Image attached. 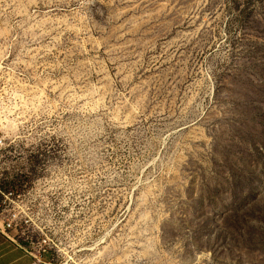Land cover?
<instances>
[{"label":"rangeland","instance_id":"obj_1","mask_svg":"<svg viewBox=\"0 0 264 264\" xmlns=\"http://www.w3.org/2000/svg\"><path fill=\"white\" fill-rule=\"evenodd\" d=\"M0 133L7 264H264V0H0Z\"/></svg>","mask_w":264,"mask_h":264},{"label":"crops","instance_id":"obj_2","mask_svg":"<svg viewBox=\"0 0 264 264\" xmlns=\"http://www.w3.org/2000/svg\"><path fill=\"white\" fill-rule=\"evenodd\" d=\"M2 233V231L0 232V239H1V236L3 238V240H6L5 239V235ZM2 246H5L6 247V243L3 242L2 243ZM4 247L3 251H1V242H0V264H7V261H6V256H7V253H6V248Z\"/></svg>","mask_w":264,"mask_h":264},{"label":"built area","instance_id":"obj_3","mask_svg":"<svg viewBox=\"0 0 264 264\" xmlns=\"http://www.w3.org/2000/svg\"><path fill=\"white\" fill-rule=\"evenodd\" d=\"M4 140H5V138L1 135V133H0V161H1V157H2V152H3V150H4ZM8 227H10L11 225L10 224H8L7 225Z\"/></svg>","mask_w":264,"mask_h":264}]
</instances>
